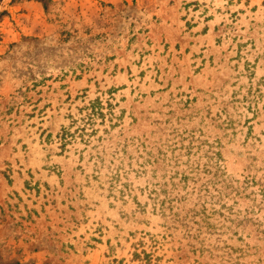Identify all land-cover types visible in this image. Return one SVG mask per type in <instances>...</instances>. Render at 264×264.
Masks as SVG:
<instances>
[{"label":"rangeland","instance_id":"rangeland-1","mask_svg":"<svg viewBox=\"0 0 264 264\" xmlns=\"http://www.w3.org/2000/svg\"><path fill=\"white\" fill-rule=\"evenodd\" d=\"M0 264H264V0H0Z\"/></svg>","mask_w":264,"mask_h":264}]
</instances>
